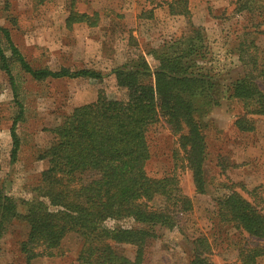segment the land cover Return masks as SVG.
Segmentation results:
<instances>
[{"label": "trees", "instance_id": "1", "mask_svg": "<svg viewBox=\"0 0 264 264\" xmlns=\"http://www.w3.org/2000/svg\"><path fill=\"white\" fill-rule=\"evenodd\" d=\"M240 2L247 13L256 15L251 25L255 34H264V0ZM169 7L172 13H189L187 0L173 1ZM98 21L97 12L72 10L65 22L71 27L75 23L96 26ZM199 31L192 28L176 41L148 50L155 61L153 68L140 55L113 70L122 95L109 99L101 72L34 68L13 42L10 30L0 26V71L8 78L17 108L9 128L11 161L20 150L17 125L24 114L13 64L34 81L82 77L97 88L95 101L74 107L51 129V142L39 155L47 167L34 195L15 200L0 190V237L13 218L27 224L28 234L20 243L26 264L59 255L61 241L70 232L83 238L79 264H142L140 254L132 260L116 252L106 239L139 243L144 234L155 235L156 227H174L178 216L192 207L179 187L175 159L170 175L152 177L146 170L152 156L149 136L156 124L165 121L177 135L178 149L200 193L207 149L205 118L211 109L224 100L239 102L243 113L234 125L242 132L254 130L253 117L264 115V94L256 82L264 81V50L257 48L254 36L239 42V56L247 59L245 72L227 79L211 68L209 48ZM179 151L174 152L177 159ZM217 205L221 222L264 239V214L240 193L226 194ZM125 218L136 226H106L107 220ZM191 245L189 264H211L206 237L193 239ZM262 256L264 244L243 246L238 252L240 264H257Z\"/></svg>", "mask_w": 264, "mask_h": 264}, {"label": "rangeland", "instance_id": "2", "mask_svg": "<svg viewBox=\"0 0 264 264\" xmlns=\"http://www.w3.org/2000/svg\"><path fill=\"white\" fill-rule=\"evenodd\" d=\"M173 1L0 0V26L10 30L13 42L34 68L101 72L102 87L109 99L122 95L113 70L140 55H145L153 68L155 61L147 51L176 41L192 28L203 35L211 68L227 79L245 72L247 59L239 56V42L254 36L257 48L264 50V34L256 35L251 27L256 15L247 13L240 0H187L188 15L172 13L169 5ZM72 10L97 12L98 24L67 27L65 21ZM12 70L24 114L17 125L20 150L11 161L9 128L17 108L8 78L0 71V190L22 200L30 199L40 185L47 163L39 155L51 142V129L74 107L95 101L97 88L88 78L34 81L20 74L15 64ZM256 82L264 94V81ZM241 113V103L224 100L205 118L207 149L201 193L196 191L192 172L178 149L177 135L165 121L156 124L149 136L152 156L146 170L152 177L170 175L175 159L179 187L190 198L192 207L178 216L174 227H156L155 235L144 234L139 243L107 238L116 252L132 260L140 254L142 264H189L191 241L204 236L211 244V264H240L241 247L264 244V239L221 222L217 214L218 200L234 191L264 214V115L253 117V131L242 132L234 125ZM106 226L126 228L136 223L125 218L107 220ZM27 234L26 223L14 218L6 223L0 237V264H26L20 243ZM82 245V236L70 232L61 241L59 255L35 258L31 263L79 264ZM257 264H264V256L257 259Z\"/></svg>", "mask_w": 264, "mask_h": 264}]
</instances>
